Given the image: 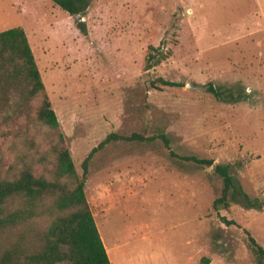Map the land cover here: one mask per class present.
I'll use <instances>...</instances> for the list:
<instances>
[{"label":"rangeland","instance_id":"obj_1","mask_svg":"<svg viewBox=\"0 0 264 264\" xmlns=\"http://www.w3.org/2000/svg\"><path fill=\"white\" fill-rule=\"evenodd\" d=\"M9 27L25 33L77 174L109 132L169 140L109 143L89 160L84 195L110 264H264L245 234L264 248V0H86L76 15L52 0H0ZM149 46L162 55L145 68ZM157 76L181 85L151 87ZM207 83L244 98L217 101ZM37 99L28 119L0 110L1 175L51 167L54 132L27 122ZM169 150L229 164L261 207L213 210L220 178ZM47 219L11 237L34 246Z\"/></svg>","mask_w":264,"mask_h":264},{"label":"trees","instance_id":"obj_2","mask_svg":"<svg viewBox=\"0 0 264 264\" xmlns=\"http://www.w3.org/2000/svg\"><path fill=\"white\" fill-rule=\"evenodd\" d=\"M52 1L70 15L78 14L86 4V0ZM149 48L151 52L145 58V68L154 65L162 55L158 46ZM149 85L180 86L181 82L157 76L149 80ZM205 89L221 102L244 98L243 88L238 85L221 87L207 83ZM34 98H38L32 110L34 116L32 114V121L27 122L54 132L52 163L50 168L41 171L24 165L8 175L0 174V235L5 236L4 243L0 245V264H110L84 195L83 185L89 160L109 143H150L158 138L168 147L169 140L162 132L152 135L109 132L82 158L81 172L77 174L68 147L58 131L56 115L44 92L24 31L21 27L0 30V110L28 119ZM18 119L16 123L21 121ZM168 154L180 161L212 168L221 181L219 194L211 202L213 210L230 204H238L245 209L261 207L256 197H250L236 187L229 164L214 163L211 158L193 154H176L170 150ZM44 213L48 219L36 233L34 246L25 242L21 235L11 237L16 226ZM224 222L233 223L232 220ZM245 234L247 246L256 260L262 262L264 248L248 231L245 230Z\"/></svg>","mask_w":264,"mask_h":264},{"label":"crops","instance_id":"obj_3","mask_svg":"<svg viewBox=\"0 0 264 264\" xmlns=\"http://www.w3.org/2000/svg\"><path fill=\"white\" fill-rule=\"evenodd\" d=\"M105 251H106V249H105Z\"/></svg>","mask_w":264,"mask_h":264},{"label":"water","instance_id":"obj_4","mask_svg":"<svg viewBox=\"0 0 264 264\" xmlns=\"http://www.w3.org/2000/svg\"><path fill=\"white\" fill-rule=\"evenodd\" d=\"M187 86H188V84H187Z\"/></svg>","mask_w":264,"mask_h":264}]
</instances>
